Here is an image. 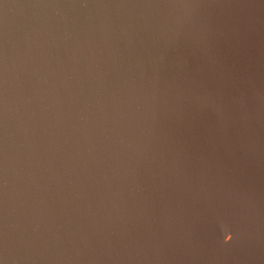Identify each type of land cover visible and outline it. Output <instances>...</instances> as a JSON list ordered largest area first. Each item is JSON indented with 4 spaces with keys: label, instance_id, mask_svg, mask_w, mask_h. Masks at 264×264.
I'll return each instance as SVG.
<instances>
[{
    "label": "water",
    "instance_id": "95a60500",
    "mask_svg": "<svg viewBox=\"0 0 264 264\" xmlns=\"http://www.w3.org/2000/svg\"><path fill=\"white\" fill-rule=\"evenodd\" d=\"M0 264H264V0H0Z\"/></svg>",
    "mask_w": 264,
    "mask_h": 264
},
{
    "label": "clouds",
    "instance_id": "9594fccd",
    "mask_svg": "<svg viewBox=\"0 0 264 264\" xmlns=\"http://www.w3.org/2000/svg\"><path fill=\"white\" fill-rule=\"evenodd\" d=\"M231 241V237H229L225 242L228 243Z\"/></svg>",
    "mask_w": 264,
    "mask_h": 264
}]
</instances>
